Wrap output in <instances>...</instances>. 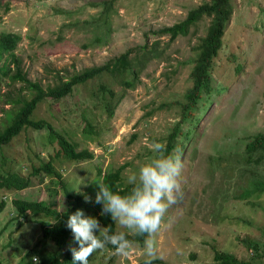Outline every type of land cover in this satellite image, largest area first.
I'll use <instances>...</instances> for the list:
<instances>
[{
	"label": "rangeland",
	"instance_id": "374dc122",
	"mask_svg": "<svg viewBox=\"0 0 264 264\" xmlns=\"http://www.w3.org/2000/svg\"><path fill=\"white\" fill-rule=\"evenodd\" d=\"M201 1L115 0L109 11V33L102 36L103 41L89 44L93 32L99 29L84 20L98 13L101 0H2L0 31L20 34L14 51L21 58L22 70L27 78L44 86L59 76L66 78L83 67L100 64L128 46L145 39L150 42L157 37L151 30L181 19L188 8ZM232 3L222 46L210 71L212 90L202 93L197 118L184 121L179 127L182 133L177 135L176 143L180 144L183 163L180 181L184 197L169 209L165 217L168 226L155 236L162 258L153 264H205L212 261L214 249L264 264V189L253 186L256 178L264 179V161L237 160L247 136L264 132V0ZM206 23V17L198 20L187 34L169 42L161 57L151 59L136 86L124 91L110 118L90 105L91 91L99 83L96 79L75 86L71 95L38 102L33 117L53 121L59 131L76 142L77 148L86 146L91 150L92 157L73 160L52 156L49 161L61 173L65 188L43 170V180L39 181L37 174L30 173L31 163L46 160L53 148L45 141L44 129L23 127L5 148V168L29 176V183L11 190L27 199L46 198L62 210L69 200L66 191L95 197L96 183L107 186V171L124 160L129 163L122 170V183L128 174L138 172L153 154L149 145L163 143L162 134L178 117L174 100L181 99L184 87L190 84L187 74L194 55L192 46ZM159 38L161 46L166 36ZM111 81L109 77L100 82ZM24 86V81L7 85L0 81V117L12 100L22 94L29 96L31 91ZM112 86L115 91L120 90L118 84ZM83 115L92 120L91 138L83 132ZM132 132L136 136L128 142ZM48 187H56L57 192L49 196ZM10 198L8 190L0 189V199L6 204L0 213V227L7 222L0 229V264L19 260L27 246H19L13 239L19 232L30 230L34 223L23 220L15 224L14 218L9 217L13 214L4 212L10 209ZM30 236L24 235L23 243ZM252 240L257 244L256 251L249 250ZM41 248L40 243L34 246L38 262L47 254ZM143 250L144 241L133 242L132 255L124 258L105 247L89 258V264H144ZM28 257L24 255L23 262ZM36 258L32 254V260Z\"/></svg>",
	"mask_w": 264,
	"mask_h": 264
},
{
	"label": "trees",
	"instance_id": "16d2710c",
	"mask_svg": "<svg viewBox=\"0 0 264 264\" xmlns=\"http://www.w3.org/2000/svg\"><path fill=\"white\" fill-rule=\"evenodd\" d=\"M115 0H101V8L97 14L84 20L85 23H90L95 30L89 44L99 43L103 41L102 36L107 35L110 30L109 11L113 8ZM4 4L0 0V7ZM232 0H203L194 6L188 8L184 16L170 24L162 25L151 30L152 34L157 35L150 42L147 39L139 44L126 47L118 54L109 57L100 64H94L83 67L78 71L70 74L66 78L59 76L57 81L52 84L41 85L37 80H30L26 77L22 70L21 58L14 49L20 39V34L11 31H0V81L5 85L14 82L24 81L25 88L30 90L29 96L15 98L8 108L3 110L0 117V189L10 192L11 204L15 210V214L11 215L14 218L15 224H20L23 220H33L30 230L19 232L18 236L30 234V237L36 239L40 243L41 250H47L45 258L31 260L26 259L25 264H73L71 248H78L77 242L74 241L71 230L66 227V221L69 215L77 210L86 211V216H92L99 220L102 227H108L111 233H116L115 223L109 215L101 216V205H93L85 203L84 196L89 194L84 192H76L69 194L66 191V196L69 197L68 203L70 206H65L62 210L55 208L53 202L44 199H25L14 190H19L29 183V176L21 175L16 170L5 168L8 155L5 151L6 146L11 139L23 128L29 126L35 129H44L45 141L53 148L49 157L39 162L38 164L31 163V174H37L38 180L42 181L43 176L40 171L43 170L49 177L51 175L56 179L57 185L64 187V180L61 173L53 167L51 160L52 156L62 155L65 158L73 160H83L92 157V152L86 146L77 148L74 140L69 139L67 135L59 131L50 119L42 117H33V110L37 103L43 99L58 100L64 96L71 95L75 86L83 85L86 81L96 79V89L91 91L93 97L90 105L97 107L101 113L105 114V118H110L116 105L124 96L126 89H131L136 86L139 81V76L146 64L154 58L162 56L165 47L178 35H185L189 32L190 26L195 24L203 17L207 18V23L204 31L196 39L193 44L194 55L191 57L192 64L188 71L187 77L190 79V84L186 85L182 91V98L174 100L177 107L178 117L172 122L168 131L162 134L161 141L166 144L165 155L174 154L175 148H180V144L176 143V137L182 133L179 128L181 123L187 120H195L197 118L198 101L202 93L209 94L212 90L211 85V68L213 67V59L222 46V35L226 24L232 14ZM166 36L165 41L160 46L159 36ZM147 33L145 32V38ZM112 78L111 83L100 82L107 78ZM93 83V82H92ZM112 83L119 85L120 90L117 92L113 89ZM99 101V105L96 103ZM14 108H11V106ZM97 110V111H98ZM83 117H85L83 115ZM86 118V117H85ZM96 120L95 116L93 118ZM83 124V132L91 138L92 136V120L85 119ZM136 134L132 132L128 138L131 142ZM153 154L150 153V157ZM237 158L240 162L258 163L264 161V132L257 131L250 134L245 139L242 150ZM14 160L13 158L11 159ZM128 160H124L116 166H113L105 175L107 186L114 192L121 195L127 194L131 190V186L126 182L122 183V170L128 164ZM97 168V173H99ZM257 184L255 188L264 189V179L256 178ZM14 189V190H11ZM65 190V189H64ZM48 195L57 192L56 187L47 188ZM93 200L95 197H92ZM87 206L84 208L83 205ZM4 206L3 199H0V211ZM36 214V215H35ZM36 216V218H30ZM5 222L0 229L5 228ZM128 239L132 242L142 243L146 237L128 235ZM106 247L114 249L111 245ZM249 250L256 251L257 244L253 240L250 241ZM28 250L25 252L27 253ZM28 255V253H27ZM253 252L250 253L252 258ZM44 257V253H43ZM23 257L20 258L22 260ZM211 262L205 264H254L248 259H238L229 251L218 249L213 250ZM16 264H23L18 261Z\"/></svg>",
	"mask_w": 264,
	"mask_h": 264
},
{
	"label": "clouds",
	"instance_id": "9594fccd",
	"mask_svg": "<svg viewBox=\"0 0 264 264\" xmlns=\"http://www.w3.org/2000/svg\"><path fill=\"white\" fill-rule=\"evenodd\" d=\"M149 149L153 156L148 162L141 165L138 172L127 175L126 183L131 186L130 192L121 195L103 182H97L98 190L94 200L91 196H84L85 203L101 205L100 215H109L115 224L126 231L111 233L108 227H102L97 218L86 216V211L83 210L69 215L66 227L71 230L73 239L78 244V248L70 249L73 264H89V258L107 245L114 248L115 255L130 257L133 253V242L128 239L129 234L146 237L144 264H153V261L162 258L159 256L155 236L168 226L165 217L169 209L183 200L184 192L180 181L183 163L179 148L174 149L175 154L165 155L166 144L155 142L149 145ZM9 205L10 209L4 212L8 215L15 214L11 201ZM83 207L87 208L85 205ZM23 236L16 239L17 245L27 248L22 250L17 262L22 261L25 264L26 261L23 262L20 258L27 256V253L31 260L32 254L37 255L38 259L34 250L38 242L30 237L23 243Z\"/></svg>",
	"mask_w": 264,
	"mask_h": 264
}]
</instances>
